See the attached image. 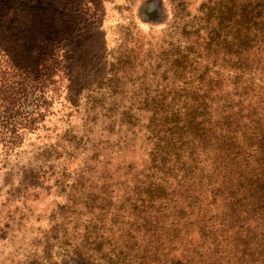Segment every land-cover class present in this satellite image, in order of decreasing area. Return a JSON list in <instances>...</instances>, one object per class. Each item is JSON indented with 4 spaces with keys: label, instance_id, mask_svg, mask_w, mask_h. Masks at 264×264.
<instances>
[{
    "label": "trees",
    "instance_id": "16d2710c",
    "mask_svg": "<svg viewBox=\"0 0 264 264\" xmlns=\"http://www.w3.org/2000/svg\"><path fill=\"white\" fill-rule=\"evenodd\" d=\"M3 16L0 6V31ZM211 18L206 40L225 30L213 44L232 49L230 69L187 71L205 38L175 53L180 83L145 104L146 134L130 131L117 144L122 159V148L146 142L144 165L126 166L84 202L91 264H264V0H218L205 11ZM37 42L19 59L0 42V173L54 105L76 110L86 91L64 87L55 47Z\"/></svg>",
    "mask_w": 264,
    "mask_h": 264
},
{
    "label": "rangeland",
    "instance_id": "374dc122",
    "mask_svg": "<svg viewBox=\"0 0 264 264\" xmlns=\"http://www.w3.org/2000/svg\"><path fill=\"white\" fill-rule=\"evenodd\" d=\"M216 1L3 0L0 42L9 55L19 59L36 39L37 47L50 42L67 68L58 72L61 84L86 91L76 110L54 105L0 173V264H91L84 202L94 186L117 183L126 166L144 165L146 142L122 148V159L117 144L130 131L146 134L145 104L180 83L171 74L175 53L205 38L187 71L230 69L232 49L214 45L225 30L211 45L206 40L214 21L205 11ZM57 129H69L67 141Z\"/></svg>",
    "mask_w": 264,
    "mask_h": 264
}]
</instances>
